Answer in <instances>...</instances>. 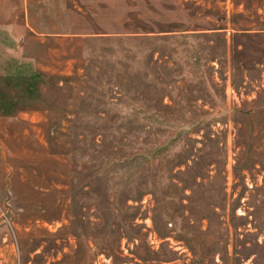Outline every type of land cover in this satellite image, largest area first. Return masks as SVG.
Returning <instances> with one entry per match:
<instances>
[{
    "label": "rangeland",
    "instance_id": "1",
    "mask_svg": "<svg viewBox=\"0 0 264 264\" xmlns=\"http://www.w3.org/2000/svg\"><path fill=\"white\" fill-rule=\"evenodd\" d=\"M0 264H264V0H0Z\"/></svg>",
    "mask_w": 264,
    "mask_h": 264
}]
</instances>
